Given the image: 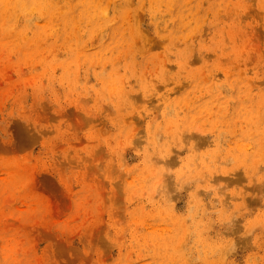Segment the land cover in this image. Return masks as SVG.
Segmentation results:
<instances>
[{
	"label": "clouds",
	"instance_id": "clouds-1",
	"mask_svg": "<svg viewBox=\"0 0 264 264\" xmlns=\"http://www.w3.org/2000/svg\"><path fill=\"white\" fill-rule=\"evenodd\" d=\"M203 2L137 0L135 10L150 12L155 36L166 42L161 55L138 60L136 40L143 47V38L121 31L117 43L95 52L83 53L70 46V58L64 61L67 67L60 83L71 98L93 96L98 112H103L104 105L109 107L103 116L112 131L97 141L106 146L107 162L100 167L106 169L102 174L108 182L109 206L114 204V186L120 184L124 214L130 220L159 217L170 226L166 233L148 235H143L142 228L137 232V225L129 222L112 228L105 238L124 249L119 264H135L128 259L129 253L153 257L147 264H234L228 256L236 251L235 241L225 233L248 211L245 199L264 206V192L245 191L264 187V88L254 90L251 83L264 76H248L247 67H239L243 61L230 34L233 26L219 20L229 5L242 13L247 0H208V8L199 16ZM257 3L264 12V0ZM131 4L132 0H110V5L104 0H87L86 4L77 0V7H85L79 17L82 31L113 25L119 30L121 12ZM177 5L184 11L173 15ZM10 7L28 22H33V16L60 20L71 12L69 0H15ZM205 21L210 27L208 39L199 28ZM212 52L216 59L210 62L206 57ZM193 53L200 60L197 68L189 64ZM218 72L225 73L224 80L216 78ZM89 76L95 77L94 84L88 83ZM136 93L142 94L140 104L130 99ZM133 116L139 127L129 119ZM31 130L40 140L46 135L61 136L36 120L31 121ZM91 155L90 150L82 153L88 161ZM65 156L57 153L58 159ZM238 173L243 175L242 185L237 182ZM66 179L69 189L79 184L74 175ZM81 194L82 189L72 193L74 212L81 206ZM36 215L44 218L47 210ZM258 226L261 232L253 243L264 249V212L242 224L247 231L241 235H252ZM53 229L67 230L63 224ZM246 264L255 261L249 258Z\"/></svg>",
	"mask_w": 264,
	"mask_h": 264
},
{
	"label": "rangeland",
	"instance_id": "rangeland-1",
	"mask_svg": "<svg viewBox=\"0 0 264 264\" xmlns=\"http://www.w3.org/2000/svg\"><path fill=\"white\" fill-rule=\"evenodd\" d=\"M14 2L4 0L0 5V264H119L124 249L105 238L112 228L129 222L137 225V232L142 228L143 235H148L166 233L170 226L159 217L130 220L124 214L126 205L120 184L114 186V204L109 206L108 182L102 174L106 169L100 167L107 162L106 146L97 142L112 131L103 116L109 107L104 105L103 112H98L94 111L93 96L71 98L60 83L67 67L64 61L70 58V46L83 53L95 52L117 43L121 31L143 38V47L141 40H136L138 60L161 55L166 42L155 36L150 12L135 10L137 0H132L129 10H122L123 18L117 22L119 30L113 25L94 32L82 31L79 17L85 7H77V0H69L71 12L63 19L33 16V22L26 21L17 9L10 7ZM104 2L110 5V0ZM196 2L191 0L192 5ZM208 6V0H204L198 15L203 16ZM181 11L183 7L177 5L173 15ZM109 15H113L112 10ZM208 19H212L211 13ZM219 20L233 26L230 34L243 61L239 67H247L248 76H264V12L257 0H247L242 13L234 12L229 5ZM199 28L208 39L207 21ZM206 59L211 62L216 54L208 53ZM189 64L194 68L200 66L195 53ZM165 67L176 69L175 65ZM216 78L224 80L225 73H216ZM88 83L94 84L95 77L89 76ZM251 83L254 90L264 88V79ZM158 90L162 91L163 87L159 86ZM65 96L70 99L66 100ZM130 99L140 104L142 94L136 93ZM129 119L139 127L135 116ZM32 120L60 132L61 136L46 135L40 140L31 130ZM89 150L90 161L82 157ZM57 153L66 156L58 159ZM69 175L79 181L70 189L66 179ZM237 176V182L242 185L243 175ZM81 189V206L74 212L72 193ZM245 191L264 192V187L257 185ZM245 205L248 211L225 233L226 238L234 239L236 247L228 260L246 264L252 258L255 264H264V249L253 243L261 228L256 227L250 236L241 235L247 231L241 225L258 218L264 206L250 197L245 199ZM41 209L47 210L44 218L36 215ZM56 224L65 225L67 230L54 231ZM128 259L135 264H147L153 257L138 258L136 253H129Z\"/></svg>",
	"mask_w": 264,
	"mask_h": 264
}]
</instances>
